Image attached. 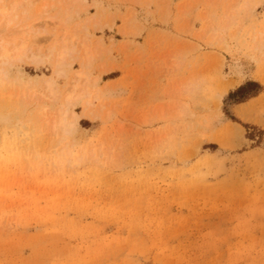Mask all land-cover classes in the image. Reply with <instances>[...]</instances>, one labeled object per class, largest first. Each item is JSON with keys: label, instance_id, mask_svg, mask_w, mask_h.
<instances>
[{"label": "rangeland", "instance_id": "1", "mask_svg": "<svg viewBox=\"0 0 264 264\" xmlns=\"http://www.w3.org/2000/svg\"><path fill=\"white\" fill-rule=\"evenodd\" d=\"M12 18L44 62L6 67L31 83L0 101V264H264V0H26Z\"/></svg>", "mask_w": 264, "mask_h": 264}, {"label": "bare ground", "instance_id": "2", "mask_svg": "<svg viewBox=\"0 0 264 264\" xmlns=\"http://www.w3.org/2000/svg\"><path fill=\"white\" fill-rule=\"evenodd\" d=\"M23 1H26V0H16V2L13 4V6L9 7L6 4L5 0H0V101H3L5 103H7V102L11 103L13 96L16 95L15 90H16L17 86L15 85L16 82L14 83V81L22 82L24 84L25 89L30 87L29 84L31 83L30 81H29L30 82L29 83V82H26V81L24 82V81L19 80V79H15V80L11 81L10 76H9V71L6 69V67L7 66H13L17 62H28L31 66L38 67V66L42 65V63L44 62V58H43L44 55L43 54H42L43 56L41 55L40 47H38L35 50L34 49V42H30V40L28 38V33L30 32V30H32V28L30 26L20 27V24L18 22H16L15 19L12 18V15L14 13H16V11L21 7ZM48 19L50 21H53V22L55 21L54 17H50ZM31 26H32V24H31ZM12 27H15L13 29H16V30L12 31L13 30ZM43 32L47 33L46 30H44ZM63 36H64V33H63ZM64 39L62 38V39L57 40V41L55 40L54 44L52 46H49L48 51H47L49 53L48 55L54 56L56 58V62H57L56 63V73L59 75L63 74V72L61 71V68L65 64L67 57L73 58V54L75 52V48L68 46L67 41ZM83 47L85 48V52H86V53L84 52L85 55L87 54L88 60H90L92 57L90 52H89L90 48L86 44H83ZM76 76H77V78L73 79L74 80L73 81L74 82V84H73L74 88H79V87L82 88L85 84H88L90 81V76L86 71H78L76 73ZM80 80H83V81H81L84 83L83 86H81ZM44 84H45V91H47V93L49 94V96L52 99L56 100L60 95V91L57 88L55 81L52 78H48L44 81ZM33 85H34V83H33ZM7 88L9 89L8 94L6 92H4L5 89H7ZM40 90H42V89H40ZM21 91L24 92V90H21ZM45 91H41L43 96L45 94L44 93ZM23 92H22V95L24 94ZM36 92H38V91L35 90V93ZM82 95L81 94L76 95L73 92L69 91L68 95L65 98V101L68 105H70L72 103V100L78 101ZM31 96H33V95H31ZM19 101L21 102V100H19ZM37 102H39V101H37ZM66 114H67V112L64 113L62 116V124H64V122H65L64 118H65ZM74 116L75 115L73 114V117ZM0 117L3 118L1 120H5V119L8 120L10 117V114L0 111ZM66 125H64V127Z\"/></svg>", "mask_w": 264, "mask_h": 264}, {"label": "trees", "instance_id": "3", "mask_svg": "<svg viewBox=\"0 0 264 264\" xmlns=\"http://www.w3.org/2000/svg\"><path fill=\"white\" fill-rule=\"evenodd\" d=\"M260 88L261 86H259V84L257 83H246L244 86L239 87L234 93H232L231 96H239L238 100L243 101L249 98L250 96H254L255 94H257Z\"/></svg>", "mask_w": 264, "mask_h": 264}]
</instances>
